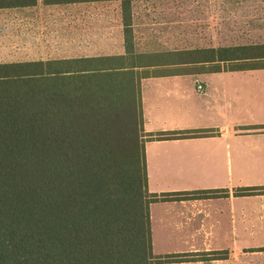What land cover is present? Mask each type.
<instances>
[{
    "label": "trees",
    "instance_id": "1",
    "mask_svg": "<svg viewBox=\"0 0 264 264\" xmlns=\"http://www.w3.org/2000/svg\"><path fill=\"white\" fill-rule=\"evenodd\" d=\"M23 1L0 0V9L24 7ZM125 34L128 43L129 29ZM263 51L264 45L201 49L190 52L193 57L188 61L222 62L231 71L264 68ZM135 59L142 57L132 62L102 57L0 63V264L188 260V254H153L149 215L151 203L178 200L188 193H149L143 143L149 195L143 215L140 193H129L139 169L132 153L123 150L124 132L102 123L108 118L100 110L83 107L100 105L92 87H104L113 75L134 69ZM139 109L142 119L140 99ZM212 134L200 130L145 137L164 140ZM263 190L242 188L237 195ZM215 193L200 191L197 196L208 198Z\"/></svg>",
    "mask_w": 264,
    "mask_h": 264
},
{
    "label": "crops",
    "instance_id": "2",
    "mask_svg": "<svg viewBox=\"0 0 264 264\" xmlns=\"http://www.w3.org/2000/svg\"><path fill=\"white\" fill-rule=\"evenodd\" d=\"M150 1L26 0L24 7L14 8H39L35 13L41 17L52 6L75 10L74 17L81 22L64 28L80 29L75 54L60 59L110 57L132 62L140 56L143 61L151 57L157 61L145 60L135 67L148 72L139 80L144 134L200 130L214 134L164 140L145 137L149 193H188L178 200L150 204L153 254L189 255L187 261L163 264H208L202 257L212 253L226 258L211 262L239 257L243 248H257L253 243L264 242V190L237 195L242 188H264V68L231 71L222 62L188 61L193 57L190 52L223 46L141 49L138 35L149 30L135 29V7ZM108 17L118 18V25H98L99 18ZM125 29H129L128 43ZM200 191L216 193L199 198Z\"/></svg>",
    "mask_w": 264,
    "mask_h": 264
},
{
    "label": "rangeland",
    "instance_id": "3",
    "mask_svg": "<svg viewBox=\"0 0 264 264\" xmlns=\"http://www.w3.org/2000/svg\"><path fill=\"white\" fill-rule=\"evenodd\" d=\"M135 8V29L149 30L138 35L140 48L145 51L173 47L264 45V0H152L139 2ZM38 9L0 10V63L47 61L74 56L75 35L80 29L64 28L79 23L80 20L74 17L75 10L52 6L46 8V14L41 17L40 12L35 13ZM118 22V18L108 17L99 18L97 23H111L116 27ZM42 25L47 29L38 28ZM159 29L169 33L161 35L157 32ZM148 59H145L149 61L148 64L157 63L152 57ZM135 60V66L146 63L142 59ZM127 71L126 74L113 75L114 79L106 80L104 87H92L93 95L95 93L93 98L95 100L96 97L100 105L95 102L93 106L83 107L100 110V115L108 118L102 123L121 128L124 132L123 150L132 153L139 169L134 189L129 193L130 196L136 191L140 193L139 208L144 215L149 195L142 166L146 138L139 109L138 84L141 76L148 72H140L135 67ZM254 244L257 248H243L236 258L211 262L226 258L217 253V256L202 257V260H208V264H264V242ZM194 258L199 259H190Z\"/></svg>",
    "mask_w": 264,
    "mask_h": 264
}]
</instances>
